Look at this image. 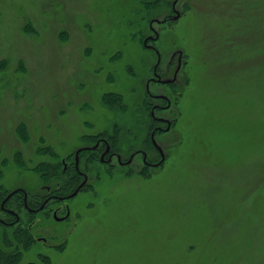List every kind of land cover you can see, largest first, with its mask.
I'll return each instance as SVG.
<instances>
[{
  "label": "rangeland",
  "instance_id": "374dc122",
  "mask_svg": "<svg viewBox=\"0 0 264 264\" xmlns=\"http://www.w3.org/2000/svg\"><path fill=\"white\" fill-rule=\"evenodd\" d=\"M171 1L0 0V203L16 188L70 194L82 182L74 154L100 138L122 161L144 150L157 164L143 141L149 26L164 80L182 58L177 90L149 87L178 116L155 136L165 162L82 153L87 184L66 202L69 219L37 216L25 247L21 211L18 227L0 225V262L13 252L14 264H264V0H178L180 19L157 25Z\"/></svg>",
  "mask_w": 264,
  "mask_h": 264
},
{
  "label": "flooded vegetation",
  "instance_id": "af4514ba",
  "mask_svg": "<svg viewBox=\"0 0 264 264\" xmlns=\"http://www.w3.org/2000/svg\"><path fill=\"white\" fill-rule=\"evenodd\" d=\"M168 5L170 7V13L165 14L161 16V19L156 20L157 25H166L169 23L176 22L180 19L181 17V11L180 9H177L178 6V0H172L171 2H168ZM150 31L152 32L153 36H149L146 39V42L144 44V47L152 50L155 55H156V63L154 65L153 71H152V78H149L148 81L145 84V94L149 98V100L152 102V105L149 107V110L147 112L148 114V126L149 128V137L147 140L143 141H150V145L152 148L157 152V154L160 157V161L157 164H153L150 162L148 159V154L144 150H139L134 153H132L129 158L125 161H122L120 155L116 152H113L110 147L109 141H107L104 138H100L96 141V143L90 147V148H82L84 149L78 154V161H77V168L75 167V154H74V174H76L78 177L82 178V182L84 179H86V182L84 186L79 190V192L86 186L87 184V177L86 175L79 170V156L84 153V152H96L101 146H103V151L100 155L99 162L103 164H110L112 159H115L117 164L119 166H128L129 164L132 163L133 159L136 156H141L142 164L145 168H158L160 167L164 162L166 157L164 156V153L162 149L158 146L155 140V136L160 135V134H167L170 132L171 128L174 126L177 118L174 116L176 112H174V109L171 107V101L170 99L162 94L158 93H153L150 91V85H163V86H170L172 88H175L177 90V81H176V76L180 71V66H181V59L178 62V67L177 69L175 68V71L170 77V79H163L162 75L158 73V68L160 65V55L159 53L155 50L154 47L147 46V42H156L159 39L157 30H155L152 25L149 26ZM226 45L228 44L227 42L225 43ZM182 57V56H180ZM143 112H140L139 117L142 116ZM158 148L161 149L164 159L161 162V155L160 152L158 151ZM78 151V150H77ZM76 151V152H77ZM69 157H67L66 160H68ZM68 171V164L64 160H62V172L66 173ZM75 181H77V177H74ZM81 182V183H82ZM80 183V184H81ZM79 184V185H80ZM79 185L76 187V189L79 187ZM75 189V190H76ZM72 191L68 195H55V194H50L46 195L42 199L38 196H36L33 199H29V195L21 188H16L14 191H12L10 194H8L4 200L0 203V211L1 213L5 214L8 216L6 219L0 218V224L2 225H10V226H16L20 222V213L21 211H24L25 213V218L28 220L29 223L27 225V230L32 231L33 225H37L39 222L41 223L42 219H46L49 215L52 217V219L56 222H65L69 219L70 217V208L69 205L66 203L67 201L73 199L79 192L74 195L73 197H70L72 193L75 192ZM48 191V190H47ZM20 196V198L18 197ZM8 197V198H7ZM55 202H59L56 205H54ZM7 205V207H6ZM60 213H65L62 217H59L58 215ZM42 216V219H36L38 217ZM34 218V219H33ZM32 220V221H30ZM39 232L44 233L46 231V226L42 224L40 228H38ZM53 237L50 235V238ZM37 242H41L43 244H46L47 247V242L48 240L43 237V236H38L35 238Z\"/></svg>",
  "mask_w": 264,
  "mask_h": 264
},
{
  "label": "trees",
  "instance_id": "16d2710c",
  "mask_svg": "<svg viewBox=\"0 0 264 264\" xmlns=\"http://www.w3.org/2000/svg\"><path fill=\"white\" fill-rule=\"evenodd\" d=\"M74 177H78V176L76 174H74ZM6 207H7V205H6ZM0 225L1 226H4V227H7V228H11V229H13L12 227H14V226H10V225H2V224H0ZM18 225H16V227H18ZM27 231H28L27 229L25 231H21L20 230L19 231L20 233L17 230L14 231V234L15 235L20 236V234L21 235L25 234L26 237L24 239L28 238V240L26 241L27 244H26L25 247H27L29 244H31L33 242V240L31 239L32 238V234L29 231L28 232ZM19 258H20V253H13L12 252V253L8 254L5 257V259L2 262H0V264H14V263H16V261L19 260ZM48 260L49 259L46 256L40 257V262L42 264H47L48 263Z\"/></svg>",
  "mask_w": 264,
  "mask_h": 264
},
{
  "label": "water",
  "instance_id": "95a60500",
  "mask_svg": "<svg viewBox=\"0 0 264 264\" xmlns=\"http://www.w3.org/2000/svg\"><path fill=\"white\" fill-rule=\"evenodd\" d=\"M145 42H146V40L144 41V44H145ZM84 149H79L77 152H76V154H75V167L77 168V161H78V154L81 152V151H83ZM158 151L160 152V155H161V162L163 161V159H164V156H163V153H162V151H161V149H159L158 148ZM85 182H86V179H84V181L79 185V187L75 190V192L74 193H72V195H70V197H73L74 195H76L78 192H79V190L84 186V184H85ZM8 198V197H7ZM6 200V199H5ZM5 200L3 201V203L5 202Z\"/></svg>",
  "mask_w": 264,
  "mask_h": 264
}]
</instances>
